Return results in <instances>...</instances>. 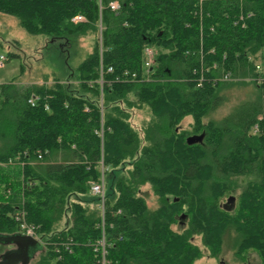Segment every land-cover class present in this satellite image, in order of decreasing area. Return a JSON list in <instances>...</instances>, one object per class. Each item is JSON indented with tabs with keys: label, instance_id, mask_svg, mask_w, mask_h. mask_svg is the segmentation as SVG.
Returning <instances> with one entry per match:
<instances>
[{
	"label": "trees",
	"instance_id": "1",
	"mask_svg": "<svg viewBox=\"0 0 264 264\" xmlns=\"http://www.w3.org/2000/svg\"><path fill=\"white\" fill-rule=\"evenodd\" d=\"M0 15L48 38L59 72L23 85L21 65L0 84L1 236L34 227L33 264H102L103 239L106 264H195L205 250L264 264V0H0ZM245 84L251 97L212 118Z\"/></svg>",
	"mask_w": 264,
	"mask_h": 264
},
{
	"label": "rangeland",
	"instance_id": "2",
	"mask_svg": "<svg viewBox=\"0 0 264 264\" xmlns=\"http://www.w3.org/2000/svg\"><path fill=\"white\" fill-rule=\"evenodd\" d=\"M49 43L50 40L46 37H35L26 33L19 26V23L15 18L0 15V57H7L9 53L18 54L20 56L19 58H13L10 61L7 59L4 64L0 66V84L9 82L18 77L20 75L21 65L26 66L24 74L20 76L21 84L42 85L44 83H52L54 77L59 72L56 63L53 60L55 56L54 50ZM93 44L94 38H92V36H87L81 38L76 46L71 45L69 47L70 52L73 54V58L70 59L73 67L78 66L82 60L86 58L88 52L91 51ZM262 60L264 64V59ZM260 62L259 65L262 67V62ZM251 94L252 88L248 84H245V87L243 88H233L228 91V93H225V98L227 99L225 100V104L213 115L212 118L218 120L225 116L238 103L251 97ZM149 118L150 115L147 109L136 111L137 123ZM191 121V118L186 119L181 128H188ZM207 121L208 119L205 120V123ZM144 191L147 193L149 205L154 206L155 198L150 187L146 186ZM174 229L179 231L180 226H175ZM195 243L201 245L200 238H196ZM13 249V246L0 245V259L6 252ZM204 252V256L195 262V264H261L258 253L252 250L247 252V261L239 260L235 257L233 250H224L217 258H211L207 250ZM38 255L39 253L34 256V260ZM31 264H33V262Z\"/></svg>",
	"mask_w": 264,
	"mask_h": 264
},
{
	"label": "water",
	"instance_id": "3",
	"mask_svg": "<svg viewBox=\"0 0 264 264\" xmlns=\"http://www.w3.org/2000/svg\"><path fill=\"white\" fill-rule=\"evenodd\" d=\"M202 138L203 136H193L188 139V143H196L201 141ZM0 245H9L16 248L6 252L1 257L0 264H30L31 256L41 250L38 241L20 234L13 236L0 235Z\"/></svg>",
	"mask_w": 264,
	"mask_h": 264
},
{
	"label": "built area",
	"instance_id": "4",
	"mask_svg": "<svg viewBox=\"0 0 264 264\" xmlns=\"http://www.w3.org/2000/svg\"><path fill=\"white\" fill-rule=\"evenodd\" d=\"M120 5L118 2H112L110 3V8L113 11H117L119 9ZM84 18L82 16H77L73 19V22L78 23V22H83ZM146 62H145V66L146 68H149L150 66L153 65L154 63V51L152 49L147 48L146 49ZM0 66H2L4 64V62L7 60L6 57L1 56L0 57ZM109 71H112V69H109ZM226 79H229L228 77H226ZM35 97H32L29 100V103H31L32 105L35 104ZM91 191L95 194H101L102 196L104 195V183H100V184H93L91 186ZM20 216V215H19ZM17 220H21L20 218H17ZM20 235L23 236H27L30 238L35 239L36 241L40 242V239L38 238V234L35 230L34 227L27 225L25 222L20 223L19 226V232ZM99 245L102 249V254H103V261L102 264H106V260H105V256H106V243L104 241V239L102 241L99 242Z\"/></svg>",
	"mask_w": 264,
	"mask_h": 264
},
{
	"label": "flooded vegetation",
	"instance_id": "5",
	"mask_svg": "<svg viewBox=\"0 0 264 264\" xmlns=\"http://www.w3.org/2000/svg\"><path fill=\"white\" fill-rule=\"evenodd\" d=\"M14 249H16L15 247H13ZM10 251V250H9ZM31 254H32V252H31ZM37 253H35V254H33L32 256H31V261H32V258H34V256L36 255ZM31 263V262H30Z\"/></svg>",
	"mask_w": 264,
	"mask_h": 264
},
{
	"label": "bare ground",
	"instance_id": "6",
	"mask_svg": "<svg viewBox=\"0 0 264 264\" xmlns=\"http://www.w3.org/2000/svg\"><path fill=\"white\" fill-rule=\"evenodd\" d=\"M106 257V256H105ZM107 260V259H106Z\"/></svg>",
	"mask_w": 264,
	"mask_h": 264
}]
</instances>
